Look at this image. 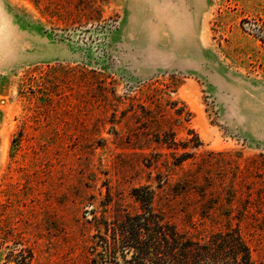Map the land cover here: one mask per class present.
<instances>
[{
  "label": "rangeland",
  "instance_id": "rangeland-1",
  "mask_svg": "<svg viewBox=\"0 0 264 264\" xmlns=\"http://www.w3.org/2000/svg\"><path fill=\"white\" fill-rule=\"evenodd\" d=\"M148 184L264 264V0H0V264H91Z\"/></svg>",
  "mask_w": 264,
  "mask_h": 264
},
{
  "label": "trees",
  "instance_id": "trees-1",
  "mask_svg": "<svg viewBox=\"0 0 264 264\" xmlns=\"http://www.w3.org/2000/svg\"><path fill=\"white\" fill-rule=\"evenodd\" d=\"M165 136L160 140L168 148L178 150L181 145L183 149L172 152L175 165L194 157L189 147L197 148L202 143L198 135L181 144L170 132ZM132 195L138 204L136 211L114 219L94 216L99 228L88 245L91 264H259L239 227L200 230L202 222L188 215L185 221L196 231L191 233L156 205L157 191L152 185L136 187ZM230 216L227 217L232 219ZM208 217L202 215V219ZM32 257L31 251L22 252L13 261L32 264Z\"/></svg>",
  "mask_w": 264,
  "mask_h": 264
}]
</instances>
